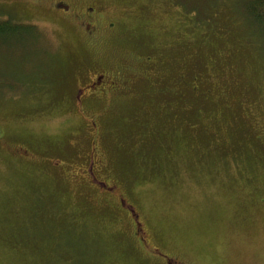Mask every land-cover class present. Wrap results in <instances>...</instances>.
I'll use <instances>...</instances> for the list:
<instances>
[{"label": "rangeland", "instance_id": "obj_1", "mask_svg": "<svg viewBox=\"0 0 264 264\" xmlns=\"http://www.w3.org/2000/svg\"><path fill=\"white\" fill-rule=\"evenodd\" d=\"M52 1L0 0L32 25L0 36V264H264L260 0H60L114 24L93 44ZM84 66L122 90L76 105Z\"/></svg>", "mask_w": 264, "mask_h": 264}, {"label": "flooded vegetation", "instance_id": "obj_2", "mask_svg": "<svg viewBox=\"0 0 264 264\" xmlns=\"http://www.w3.org/2000/svg\"><path fill=\"white\" fill-rule=\"evenodd\" d=\"M69 4L70 5H64V2H61L60 0H53L51 2V9L61 10L65 8L67 12H69L68 15L66 16L67 19L83 31L86 37V41L90 42L91 44L97 43L98 40L102 36H104L103 33L105 32V30L110 31L113 28L114 24L111 23L110 21H105L103 18V13L94 11L93 7H90L89 5H85V3H82V4L69 3ZM80 5H83V6H80ZM76 74H80V77H81V81L79 82L81 85L79 89L77 90L79 91V93H75L74 95L76 105L79 103L83 105V100L85 98H87L88 101L90 100L91 102L100 100L101 103H104L106 102V98L112 97L111 95H113L115 91H118V89L119 91L122 90L121 88L123 86V79H122L123 77L122 75L117 74V71L115 70H108L106 72L105 71L100 72L90 66L89 67L84 66L82 68V71H79ZM91 115L94 116L93 119L88 117V114L86 115L88 122L90 121L91 125L93 124L97 127V123H98L97 118L100 116L99 114H96V113L95 114L92 113ZM1 135L2 133L0 132V139H1ZM97 136L99 135L97 134ZM97 136H96L95 141L91 144L88 158L86 159L87 164L85 168L83 169V174L81 173V175L84 176L86 180L88 178V180H90L92 183L96 185H99L100 187L108 188L111 191H115L116 186L109 184L107 182H104V181H100L101 179L98 178L97 172L95 171L96 167L98 166L101 167L100 169L103 168V159L101 157V154L98 153L99 147H98ZM16 152L20 153L24 157L26 156L30 159H34L30 157V156H33L31 151L26 150V148L24 149L23 147H19L18 151L16 150ZM80 157L81 156H78V159L73 162H77L80 159ZM56 164L58 163L56 162ZM68 164H72V162ZM64 167H60L61 169L59 168V171H61ZM103 169H105V166ZM63 172H67V171L64 170ZM117 199L121 207L125 209L128 213H130L129 215H131L134 219H136L135 234L139 240V244L145 250V252H147L145 247L151 250V246L148 244L147 238H145L146 233L141 228V225L143 224L137 221L139 220V215L134 212V210L132 209V206L128 203V201L125 199L123 194L121 195V198L118 197ZM142 235H145V237ZM154 250H157V249H154ZM160 255H161V258L165 262H169V264H182L183 263L182 261L171 258L169 256H165L163 254H160Z\"/></svg>", "mask_w": 264, "mask_h": 264}, {"label": "trees", "instance_id": "obj_3", "mask_svg": "<svg viewBox=\"0 0 264 264\" xmlns=\"http://www.w3.org/2000/svg\"><path fill=\"white\" fill-rule=\"evenodd\" d=\"M261 2V8L264 7V0H260ZM260 8V9H261ZM260 9L258 11H256L255 15L258 18L263 17V15H261ZM252 10L255 11V8L252 7ZM32 28V25L30 24H16L13 23L9 20L6 21H0V36H3L4 33H11L14 31H27L28 29ZM2 133V131H0Z\"/></svg>", "mask_w": 264, "mask_h": 264}]
</instances>
